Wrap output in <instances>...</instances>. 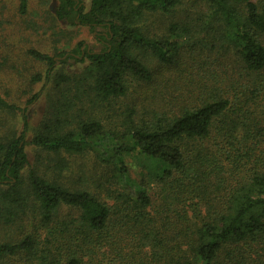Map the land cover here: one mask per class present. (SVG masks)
<instances>
[{
	"label": "trees",
	"instance_id": "obj_1",
	"mask_svg": "<svg viewBox=\"0 0 264 264\" xmlns=\"http://www.w3.org/2000/svg\"><path fill=\"white\" fill-rule=\"evenodd\" d=\"M179 1L91 0L87 9L83 0H57L56 18L70 27L89 28L101 49L95 51L79 42L69 52L53 56L36 50L29 54L48 66L45 78L56 89L73 81L68 74L55 72L57 64L87 63L83 75L94 80L93 89L102 100L122 97L129 77L152 80L140 53L148 51L165 64L173 63L170 50L177 43L147 35L140 24L149 13L177 8ZM206 1L211 10L208 17L225 23L226 37L244 67L252 73L264 72V0ZM28 6L29 0H19L21 13H27ZM259 85L254 86L255 95L264 90V84ZM39 95H33L25 107L0 97V108L22 116L20 134L0 143V208L24 207L31 201L48 237L44 247L34 236L1 244L0 259L24 253L40 261L37 264H92L106 242L112 246L117 240H128L133 243L128 253L115 251L120 264H146L143 258L138 260L142 249L135 239L148 233L154 223L153 196L145 181L128 183L125 193L115 189L110 205L87 190L50 182L32 168L26 179L23 172L30 165L26 148L31 145L55 154L95 149L101 161L114 159L115 170L124 181L129 177L128 156L149 161V169L158 170L154 177L163 192L172 195L182 209L189 202L176 215V224H169L174 244L166 249V264H263L264 127L249 128L242 104L222 97L170 122H143L130 130L131 144L110 149L101 121L84 122L78 134L65 133L58 128L60 115L43 121L36 135L27 140L28 107ZM250 139L255 145L261 142L259 154L257 145L246 147ZM209 141L214 147L207 146ZM250 166L255 167L251 175L239 179L240 172ZM227 173L231 175L225 177ZM62 206L76 209L78 216L58 220Z\"/></svg>",
	"mask_w": 264,
	"mask_h": 264
},
{
	"label": "rangeland",
	"instance_id": "obj_2",
	"mask_svg": "<svg viewBox=\"0 0 264 264\" xmlns=\"http://www.w3.org/2000/svg\"><path fill=\"white\" fill-rule=\"evenodd\" d=\"M83 2L89 9L91 0ZM57 4V0H29L27 13L23 14L19 0H0V97L9 104L25 107L33 95L40 94L38 100L28 107L27 140L36 135L43 121L56 120L60 115L58 128L65 133L78 134L84 122L101 121L105 142L113 149L131 144L130 130L133 126L143 122H170L222 97L234 104H242L243 118L250 129L256 125L264 127V90L258 95L253 91L254 86L259 88L260 83L264 84V72L252 73L244 67L238 52L226 37L225 23L219 18L208 17L211 10L206 0H180L177 8L169 12L147 15L140 24L147 35L177 43V48L170 50L173 63L165 64L150 52L143 51L140 59L150 69L152 80L145 82L129 77L127 93L108 100H102L93 89L94 80L83 75L87 72V63L57 64L55 72L68 74L73 81L56 89L55 84L45 78L48 66L29 54L30 50H36L53 56L69 52L79 42L86 43L95 51L101 49L89 28L70 27L56 18L54 10ZM21 131L22 116L0 108V143ZM254 141L250 139L245 143L246 147L253 148ZM212 143L207 142V146L214 147ZM260 144H256L258 154L259 149L262 150ZM26 151L30 165L23 172L24 178L32 168L50 182L70 189L87 190L110 205L113 204L110 196L115 189L125 193L129 191L128 183L140 185L144 180V186L153 196L154 223L148 233L135 238L142 249L138 260L143 258L146 264H166V249L174 244L169 224H176V215L188 208L189 202L185 201L182 209L172 195L163 192L164 187L154 177L158 170H150L149 161L128 156L129 177L124 181L115 170L114 159L101 161L95 149L55 154L29 145ZM254 168L246 167L238 178H248ZM230 175L227 173L225 177ZM1 208L0 245L19 242L26 236H34L38 242L42 240L43 247L46 245L47 231L40 228L39 216L31 201L24 207ZM78 214L76 209L62 206L57 219L76 218ZM106 243L103 253L96 258L99 261L94 260L92 264H120L115 251L128 253L133 247L128 240L124 243L117 240L112 246L110 242ZM31 258L22 253L2 258L0 262L40 263Z\"/></svg>",
	"mask_w": 264,
	"mask_h": 264
}]
</instances>
